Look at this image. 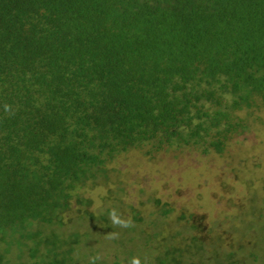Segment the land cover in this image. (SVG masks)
I'll use <instances>...</instances> for the list:
<instances>
[{
    "label": "trees",
    "instance_id": "1",
    "mask_svg": "<svg viewBox=\"0 0 264 264\" xmlns=\"http://www.w3.org/2000/svg\"><path fill=\"white\" fill-rule=\"evenodd\" d=\"M257 107L264 0H0V264L23 240L34 264H65L79 236L41 228L90 205L76 191L108 160L210 130L220 153Z\"/></svg>",
    "mask_w": 264,
    "mask_h": 264
},
{
    "label": "rangeland",
    "instance_id": "2",
    "mask_svg": "<svg viewBox=\"0 0 264 264\" xmlns=\"http://www.w3.org/2000/svg\"><path fill=\"white\" fill-rule=\"evenodd\" d=\"M233 118L243 129L227 134L220 153L209 146L210 130L201 144L146 143L108 160L76 191L90 205L72 200L62 226L41 228L79 236L65 264H92L97 256L100 264H131L134 257L159 264L166 253L178 264H264V110L243 109ZM112 211L131 226H114ZM30 246L14 244L5 261L34 264Z\"/></svg>",
    "mask_w": 264,
    "mask_h": 264
},
{
    "label": "clouds",
    "instance_id": "3",
    "mask_svg": "<svg viewBox=\"0 0 264 264\" xmlns=\"http://www.w3.org/2000/svg\"><path fill=\"white\" fill-rule=\"evenodd\" d=\"M4 112L7 113V114L14 115V112L12 111L11 106L8 105V104L4 105ZM110 219H111L112 224L114 226H120V227H123V228H128V227L131 226V221H126V220L121 219L119 216L116 215L115 211H112L110 213ZM115 235H116L115 233L111 234L112 237H114ZM97 259H99L98 256L97 257H92L91 258L92 264H95V261ZM131 264H141V259L139 257H134L131 260Z\"/></svg>",
    "mask_w": 264,
    "mask_h": 264
}]
</instances>
